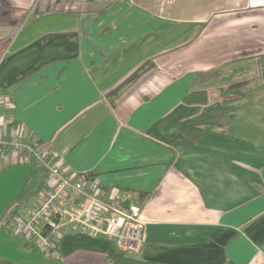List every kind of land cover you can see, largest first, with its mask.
<instances>
[{
	"label": "crops",
	"instance_id": "1",
	"mask_svg": "<svg viewBox=\"0 0 264 264\" xmlns=\"http://www.w3.org/2000/svg\"><path fill=\"white\" fill-rule=\"evenodd\" d=\"M0 91L62 168L141 209L127 255L264 264V0H0ZM45 183L0 155V261L112 264L111 239L66 229L55 260L7 229Z\"/></svg>",
	"mask_w": 264,
	"mask_h": 264
},
{
	"label": "built area",
	"instance_id": "2",
	"mask_svg": "<svg viewBox=\"0 0 264 264\" xmlns=\"http://www.w3.org/2000/svg\"><path fill=\"white\" fill-rule=\"evenodd\" d=\"M10 95L0 91V155L29 157L46 174L45 187L26 218H13L7 229L55 260H61L59 241L68 229L91 238L114 241L120 253H135L146 224L141 209L125 204L117 192L101 191L88 173H70L61 167L51 148L25 137L24 127L11 117Z\"/></svg>",
	"mask_w": 264,
	"mask_h": 264
},
{
	"label": "trees",
	"instance_id": "3",
	"mask_svg": "<svg viewBox=\"0 0 264 264\" xmlns=\"http://www.w3.org/2000/svg\"><path fill=\"white\" fill-rule=\"evenodd\" d=\"M206 91H198L190 93L185 100L192 102L193 104H207ZM203 129L201 128H192L182 135L181 140L185 144H193V142L199 139V135ZM14 210L11 211L13 213ZM108 258L112 264H154L151 262L143 261L139 258L133 257L132 255H127L126 253H113L109 254ZM0 264H7L6 262L0 261Z\"/></svg>",
	"mask_w": 264,
	"mask_h": 264
}]
</instances>
